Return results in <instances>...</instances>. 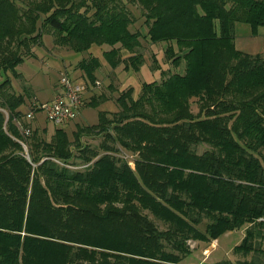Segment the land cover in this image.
I'll return each mask as SVG.
<instances>
[{
	"label": "trees",
	"instance_id": "obj_1",
	"mask_svg": "<svg viewBox=\"0 0 264 264\" xmlns=\"http://www.w3.org/2000/svg\"><path fill=\"white\" fill-rule=\"evenodd\" d=\"M236 21L264 24V0H0V264H173L190 240L240 226L239 258L214 264H264V54L235 48ZM44 30L77 52L105 43L110 65L134 69L141 37L169 42L184 70L121 92L72 140L61 126L45 139L3 75ZM99 64L77 62L87 87Z\"/></svg>",
	"mask_w": 264,
	"mask_h": 264
},
{
	"label": "rangeland",
	"instance_id": "obj_2",
	"mask_svg": "<svg viewBox=\"0 0 264 264\" xmlns=\"http://www.w3.org/2000/svg\"><path fill=\"white\" fill-rule=\"evenodd\" d=\"M132 9L137 17L131 24L130 29H138L141 33H144L146 28L142 16H139V8L133 7ZM233 34L236 49L249 54H264V24L252 28L248 22L236 21ZM167 44L169 42H152L144 37L140 38L138 52L141 53L143 59L139 68L134 69L130 65L125 66L123 62L117 63L115 66L110 65L103 55V50L109 48L105 43H93L88 51L77 52L55 45L52 34L44 30L40 43L35 44L33 47V54L23 56L22 60L14 67V70L7 69L3 72L4 78H7L11 83L10 87L7 84L4 88L15 91V93L24 92V102L20 105V109L25 115H22L21 120L28 123L30 134L36 127L41 137L49 139L54 132V128L58 125L48 121L44 111L34 107L33 104L51 98L60 83L61 73L66 72L72 77L74 65L80 58L88 56L89 53L96 56L100 62L99 67L95 70L98 83L90 85L91 89L96 91V93L93 92L96 95V103L79 107L76 117L61 126L72 140V133L77 129V126L97 122L98 112L101 110H113L115 104L111 99L119 93L129 92L130 96L136 98L140 92L142 82L159 81L164 74L166 75L172 71L183 72L184 61L182 58L177 66H173L166 58L164 51ZM171 44L174 49H177L174 42H171ZM17 73H20L22 78L21 76L17 77L15 75ZM109 86L111 87L109 88ZM109 97L111 99H108ZM191 108L193 111L196 110L194 102H191ZM28 112L31 113V116H26ZM26 138H14L21 143L23 151H27ZM100 139L101 137L95 134L82 135L80 142L81 144L87 143L96 146ZM74 148L75 144L72 143L70 149ZM129 154L134 155L128 152L127 155ZM130 163L133 165V162ZM243 235L244 226L226 230L218 234L216 240L200 241V244L189 254L173 264H214L222 259L234 261L239 258V255L233 253L232 248L239 243ZM189 243H191V240ZM202 247L206 249V253Z\"/></svg>",
	"mask_w": 264,
	"mask_h": 264
},
{
	"label": "built area",
	"instance_id": "obj_3",
	"mask_svg": "<svg viewBox=\"0 0 264 264\" xmlns=\"http://www.w3.org/2000/svg\"><path fill=\"white\" fill-rule=\"evenodd\" d=\"M59 82L52 99L36 102L33 106L42 109L48 121L62 126L76 117L87 86L84 81L76 80L66 72L61 73ZM26 116H31V113H26ZM22 130L28 132L27 129ZM203 251L206 253V249Z\"/></svg>",
	"mask_w": 264,
	"mask_h": 264
},
{
	"label": "crops",
	"instance_id": "obj_4",
	"mask_svg": "<svg viewBox=\"0 0 264 264\" xmlns=\"http://www.w3.org/2000/svg\"><path fill=\"white\" fill-rule=\"evenodd\" d=\"M142 21H143V19H142ZM145 25V24H144ZM145 28H146V26H145ZM142 38V37H141ZM123 55H125V53H127V52H125V51H123ZM92 55V54H91ZM83 57H85V56H83ZM81 59V58H80ZM79 59V60H80ZM78 60V61H79ZM77 61V62H78ZM77 62H76V64L74 65V69H73V76H74V78L76 79V80H79V81H85V78H84V76H83V73H82V71L76 66L77 65ZM95 73V72H94ZM72 76V77H73ZM95 78L97 79V77H96V73H95ZM90 85H92V84H90ZM89 85V87H87L86 88V90H85V92H84V94H83V102H82V104H81V106H80V108L81 107H83V106H86V105H88V102L93 98V97H96V95L94 94V93H96V91L94 90V89H91V86ZM111 86H109V88H110ZM94 92V93H93ZM110 94V93H109ZM120 94V93H119ZM118 94V95H119ZM55 94H53V96H54ZM117 95V96H118ZM53 96L51 97V98H49V99H52L53 98ZM98 96V95H97ZM116 96V97H117ZM116 97L115 98H108V99H111L113 102H114V104H115V108L113 109V110H116L118 107H117V103H116ZM104 98H106L105 96H104ZM49 99H46V100H49ZM45 101V100H44ZM113 110H104V111H107V112H110V111H113ZM131 164V163H130ZM132 165V164H131ZM216 240V239H215ZM200 240H192L191 241V243H189L190 244V248H191V251L194 249V248H196L200 243ZM202 249H203V247H202Z\"/></svg>",
	"mask_w": 264,
	"mask_h": 264
}]
</instances>
